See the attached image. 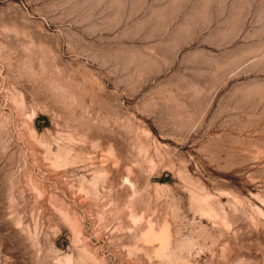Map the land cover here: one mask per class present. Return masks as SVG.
<instances>
[{
    "label": "rangeland",
    "instance_id": "rangeland-1",
    "mask_svg": "<svg viewBox=\"0 0 264 264\" xmlns=\"http://www.w3.org/2000/svg\"><path fill=\"white\" fill-rule=\"evenodd\" d=\"M0 264H264V0H0Z\"/></svg>",
    "mask_w": 264,
    "mask_h": 264
}]
</instances>
